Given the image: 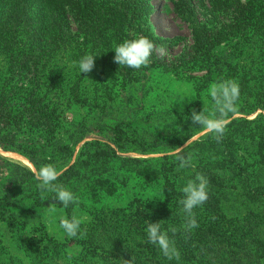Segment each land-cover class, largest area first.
<instances>
[{
  "label": "trees",
  "instance_id": "obj_1",
  "mask_svg": "<svg viewBox=\"0 0 264 264\" xmlns=\"http://www.w3.org/2000/svg\"><path fill=\"white\" fill-rule=\"evenodd\" d=\"M173 9L187 23L198 57L213 50L225 28L243 41H264V0H174ZM152 12L150 0H0V55L7 69V82L0 86V150L18 153L32 166L0 154V231L16 233L15 243L26 256H47L51 238L43 213L51 203L69 215L79 209L78 204L64 208L54 201V192L37 187L34 171L51 164L63 173L54 183L70 190L79 204L90 202L91 220L80 229L86 234L68 241L104 258V264H123L121 259L132 257L134 264H264L263 115L248 119L240 109L235 114L246 117L229 114L222 141L211 134L192 140L182 153L192 155V166L183 169L170 153L199 135L190 117L171 123V139L162 151L138 147L127 123L108 128L109 141L88 140L93 129L85 124L61 135L59 116H67L55 115L51 98L56 95L41 83L39 69L78 37L102 41L111 33L131 40L128 31L134 29L136 36L163 47L168 41L155 37L148 26ZM229 58L217 59L219 67L207 70L205 82L233 80L224 69ZM211 109L197 113L208 115ZM15 127L32 140L36 134L42 139L19 151ZM118 151L161 157H125ZM240 151L251 161L240 159ZM198 173L209 181V198L193 210L199 227L186 231L181 190ZM126 197L122 207L115 205ZM146 221H162L178 260L167 259L148 242Z\"/></svg>",
  "mask_w": 264,
  "mask_h": 264
},
{
  "label": "rangeland",
  "instance_id": "obj_2",
  "mask_svg": "<svg viewBox=\"0 0 264 264\" xmlns=\"http://www.w3.org/2000/svg\"><path fill=\"white\" fill-rule=\"evenodd\" d=\"M173 2L150 0L153 12L148 17V26L155 37L168 42L163 46V54L153 52L147 67L137 70L114 63L115 47L126 40L110 33L102 41L73 38L65 48L50 57L45 69H39L41 83L56 95L51 98L57 111L55 115L67 116L63 120V116H59L61 135L85 124L93 129L87 133L88 140L109 141L108 128L127 123L137 138L138 147L162 151L171 139V123L190 117L192 109L199 111L213 107L208 93L211 83L205 82V77L208 69L219 67L218 60L222 56L230 57L224 69L233 73L231 78L239 84L237 110L249 113L248 119L259 114L264 116V41H243L236 32L225 28L223 34L217 37L213 50L198 57L191 50L188 25L176 15ZM128 35L131 40L140 37L135 35L134 29H129ZM87 54L96 56L94 68L90 73H80L78 62ZM6 72L0 55V86L7 82L4 78ZM233 117L246 115L235 114ZM130 130L128 134L132 137ZM14 133L15 148L19 151L29 149L32 142L42 139L36 134L32 140L25 130L17 127ZM0 154L32 167L18 153L0 150ZM118 154L125 157H161V154L143 156L138 152L118 151ZM238 154L243 161H251L245 153L240 151ZM125 201L127 197L121 204L115 205L122 207ZM89 206V201L81 200L75 214L72 211L69 215L58 207L55 212L48 208L43 213L42 220L51 238L46 248L48 254L43 259L34 254L26 256L15 243L16 233L3 235L0 231V264H30L31 261L33 264H104V258L70 243L69 236L59 227L61 217L75 216L81 220L80 229H84L91 220L87 210ZM113 260L118 259L114 257Z\"/></svg>",
  "mask_w": 264,
  "mask_h": 264
},
{
  "label": "clouds",
  "instance_id": "obj_3",
  "mask_svg": "<svg viewBox=\"0 0 264 264\" xmlns=\"http://www.w3.org/2000/svg\"><path fill=\"white\" fill-rule=\"evenodd\" d=\"M154 51L163 54L165 49L157 46L147 37L140 36L132 40H126L117 45L114 49L113 62L121 66H126L131 69H140L147 67ZM96 56L87 54L83 56L79 62L78 67L80 73H90L95 65ZM209 96L213 102V107L208 115L204 114V110L197 113L195 109L191 110V122L193 125H199L198 134L200 136H207L211 134L213 139L220 143L225 134L227 125L231 122L229 114H235L237 111V102L239 100L240 89L239 84L235 80H222L220 82H213L209 85ZM189 119V117H186ZM191 138L188 139L181 147L172 149L171 155L175 156L179 161V168L183 169L192 166V155H182L185 149L191 143ZM62 171L57 170L54 165L47 164L36 169L33 173L34 178L38 181L37 187L43 191H51L56 194L55 202L62 204L67 208L70 204H78V198L63 185L54 183L62 175ZM208 179L203 174H196L195 178L189 180L182 188L183 198L179 203L183 206L182 211L186 214L184 229L190 231L199 227L195 219L194 208L203 205L209 198L208 196ZM51 212L56 211V203H51L49 206ZM147 223V237L148 242L156 245L164 257L169 260L179 259L180 253L175 247L174 241L169 239L167 232L162 231V221ZM59 227L64 230L67 236L76 238L78 233L80 238L86 234L81 232V220L73 216L71 219L61 217L59 220ZM171 231L175 234L177 229L173 228ZM123 264H134V257L131 260H124Z\"/></svg>",
  "mask_w": 264,
  "mask_h": 264
}]
</instances>
